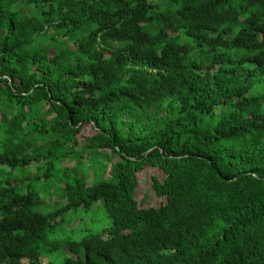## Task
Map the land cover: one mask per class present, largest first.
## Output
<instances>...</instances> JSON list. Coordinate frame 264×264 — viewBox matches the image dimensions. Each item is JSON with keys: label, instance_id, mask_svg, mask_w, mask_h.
<instances>
[{"label": "trees", "instance_id": "trees-1", "mask_svg": "<svg viewBox=\"0 0 264 264\" xmlns=\"http://www.w3.org/2000/svg\"><path fill=\"white\" fill-rule=\"evenodd\" d=\"M0 264H264V0H0Z\"/></svg>", "mask_w": 264, "mask_h": 264}, {"label": "rangeland", "instance_id": "rangeland-1", "mask_svg": "<svg viewBox=\"0 0 264 264\" xmlns=\"http://www.w3.org/2000/svg\"><path fill=\"white\" fill-rule=\"evenodd\" d=\"M80 133L81 134L78 135V140L82 141V139L84 137L92 135L94 133V130H93V128L90 125H88V126L83 127L81 129ZM158 173L159 172L157 170L144 169L143 172H142V177H143V180H145L143 184L144 185L146 184V186L143 187V188H148L150 183H151V176H158ZM141 191H142V188H141ZM146 191L143 192L144 196L141 199V204H143V201H144L148 205H151V206L157 205L159 203V199L157 197H155L154 194L149 189H146ZM102 215H103V213L100 211V212L92 214V217L96 216L97 217L96 221L99 222V223H103L104 221H105L104 223H109V220L106 219V217L104 215H103L104 217ZM104 218H105V220H104ZM85 223L88 224V219H87V222H86V221H84V218L81 217L76 222H74L73 225H74V227L76 229H78V228H81L82 226H84ZM63 254H65L63 256H67L66 252H63Z\"/></svg>", "mask_w": 264, "mask_h": 264}]
</instances>
